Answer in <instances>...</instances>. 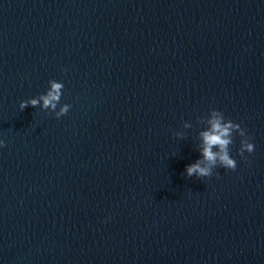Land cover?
Here are the masks:
<instances>
[{"label": "water", "instance_id": "water-1", "mask_svg": "<svg viewBox=\"0 0 264 264\" xmlns=\"http://www.w3.org/2000/svg\"><path fill=\"white\" fill-rule=\"evenodd\" d=\"M213 109L255 149L189 177ZM0 141V264H214L264 172V0H0Z\"/></svg>", "mask_w": 264, "mask_h": 264}, {"label": "clouds", "instance_id": "clouds-1", "mask_svg": "<svg viewBox=\"0 0 264 264\" xmlns=\"http://www.w3.org/2000/svg\"><path fill=\"white\" fill-rule=\"evenodd\" d=\"M49 85L50 88L47 93L41 95L39 99L32 98L21 101L20 109L24 110L29 105L36 107L42 100L44 108H50L54 111L61 99L64 85L56 80H50ZM70 107L71 105L64 104L58 112H55V116L57 118L65 116L69 112ZM210 117L208 121L210 124L209 130L201 133L203 141L201 154L203 159L186 167V173L189 177L193 175L210 177L213 175V169L218 166L228 170L236 169L237 162L232 158L229 151V145L233 144L232 133L234 130L242 137L239 148L241 157L247 159V157H244V153L251 154L255 149L254 143L250 142L252 138L246 134V130L239 123H235L231 119L226 120L224 114L215 109L211 110ZM2 146H4V141H0V147ZM214 148L218 150L214 151Z\"/></svg>", "mask_w": 264, "mask_h": 264}]
</instances>
